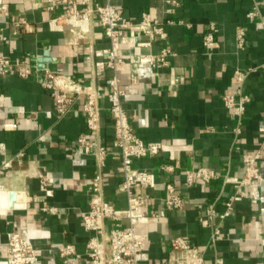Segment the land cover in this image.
<instances>
[{
	"label": "crops",
	"instance_id": "crops-1",
	"mask_svg": "<svg viewBox=\"0 0 264 264\" xmlns=\"http://www.w3.org/2000/svg\"><path fill=\"white\" fill-rule=\"evenodd\" d=\"M104 2L103 0H97ZM262 0H110L124 17L138 21L142 13L162 25L167 38L153 39L150 48L123 46L124 53L156 52L167 45L176 56L168 67L140 81L138 93L122 99V107L136 136L143 142H161L158 156L133 161L138 169L156 176L152 195L156 198L148 211L160 215L154 225L142 227L147 235V264H163L168 243L173 237H185L205 253V264H261L264 244V179L251 199L234 202L231 215L224 219L210 217L211 207L217 214L232 195V183L244 174L241 157L253 153L264 141L259 128L264 124V5ZM15 18L28 22L27 30L13 34L4 31L7 40L0 43V54L27 56L39 68L38 60L55 73L64 74L88 88L89 77L84 57L87 41L73 44L69 27L61 32L48 29L46 20L58 15L40 7L32 10L27 0H0ZM256 9L257 15L247 18ZM167 10H171L170 13ZM173 22L172 25L167 21ZM210 24L217 28L211 52L201 44L202 34ZM245 31L243 50L235 45V29ZM138 39L147 41L144 36ZM95 49L108 48V40L97 27L92 28ZM96 60L104 56H95ZM235 71L245 74L238 81ZM126 83V82H125ZM124 83V84H125ZM246 94V106L239 125L223 106L225 94ZM100 138L107 147L101 170L104 199L116 207H125V197L118 193L121 167L117 151L111 147L112 126L108 104L101 100ZM84 131L81 98L64 116H57L51 96L34 77L0 75V167L8 159L21 154L10 169L0 175V189L7 193H23L25 200L12 205L0 197V260L5 255L6 234L22 227L29 230L33 244L40 249L39 264H88L86 244L92 233L86 232L79 214L87 209V186L96 174L92 155L79 154L75 145ZM72 157L68 158L67 155ZM163 165L172 173L160 170ZM204 167L216 172L219 179L208 184L195 182L182 187L183 172ZM44 172L52 175L51 196L39 191ZM167 183L177 187L184 200L180 211H166L160 199ZM55 209L50 213L44 209ZM109 224H103V229ZM222 239L212 242L214 228ZM72 245L75 254L63 260L55 257L57 249ZM51 257L53 258L50 261Z\"/></svg>",
	"mask_w": 264,
	"mask_h": 264
},
{
	"label": "built area",
	"instance_id": "built-area-1",
	"mask_svg": "<svg viewBox=\"0 0 264 264\" xmlns=\"http://www.w3.org/2000/svg\"><path fill=\"white\" fill-rule=\"evenodd\" d=\"M32 10L40 7L47 13L61 8L62 12L52 15L45 21L52 32H61L69 27L74 35L73 44L87 41L84 57L85 69L89 77L88 88L84 89L79 83L64 74L53 72L48 67L38 68L31 63L27 56L12 57L0 54V75L13 74L20 78L34 77L40 86L48 91L53 101L54 111L61 117L70 112L81 98V112L84 119V131L80 133L75 145L79 154L92 155L95 158L97 172L90 179L87 186V209L80 212L79 217L83 229L92 233L86 244L88 264H147L149 256L146 250L147 235L142 227L154 225L160 215L148 211L155 201L152 192L156 186V176L153 172L138 169L133 161L154 158L159 155L162 143L143 142L134 133L128 117L122 107V99L138 93L141 80L153 76L158 70L168 67L176 53L167 45H162L156 52L131 54L124 53L122 47L150 48V41L157 39L164 42L167 34L162 25L154 23L151 16L142 13L138 21L124 17L111 4L110 0H27ZM264 5V0L261 1ZM168 13L171 10H167ZM257 15L254 8L247 13V18ZM172 25L173 22L167 21ZM13 28V34L23 29L27 30L28 22L23 17L15 18L7 5H0V43L7 40L4 31ZM101 30L108 40V48L97 50L94 48L91 35L92 28ZM135 32L148 40L143 41L129 35ZM217 28L210 24L202 34L201 44L207 53L211 52ZM245 31L242 27L235 29V45L243 50ZM95 56H104L96 60ZM238 81H242L245 74L240 71L234 73ZM126 82V83H125ZM125 83V84H124ZM101 100L108 104L107 112L111 119L112 139L111 147L119 156L122 171L121 180L117 186L118 193L125 197V207L120 208L107 202L103 197L104 179L101 170L105 163L107 147L100 138ZM223 106L233 118L237 126L233 132L240 133L239 125L245 113L250 98L246 94H225L221 97ZM264 137V124L259 128ZM68 158L72 155L68 154ZM21 159V154L6 160L0 167V175L5 174L11 163ZM244 174L240 180L232 183L233 193L225 201V210L217 214L211 207L205 210L206 215L224 219L231 215L234 202L254 197L264 179V141L253 153H244L241 157ZM165 173H172L170 165L160 167ZM219 175L207 168L199 167L183 172L182 187L190 188L195 182L208 184L218 180ZM52 175L44 172L39 179V191L44 197L51 196ZM0 192H3L0 189ZM166 211H180L184 207V200L177 187L171 183L164 186L160 199ZM50 213L55 209H44ZM108 228L103 229V224ZM222 239L220 230H212L211 241ZM168 255L163 264H205V253L200 251L185 237H173L168 243ZM261 264H264V244ZM41 251L32 242L29 230L22 227L18 231L6 234L5 255L0 264H39ZM75 254L72 245H65L55 252V257L63 260ZM53 258L51 257L50 261Z\"/></svg>",
	"mask_w": 264,
	"mask_h": 264
},
{
	"label": "water",
	"instance_id": "water-1",
	"mask_svg": "<svg viewBox=\"0 0 264 264\" xmlns=\"http://www.w3.org/2000/svg\"><path fill=\"white\" fill-rule=\"evenodd\" d=\"M47 58H48L47 53H44V58L42 60H38L39 68L43 67L41 65L42 62H48ZM0 197H2L3 199H6L10 205H12L13 203H19L20 204L25 200L23 193L14 192V191H8L7 193L0 192Z\"/></svg>",
	"mask_w": 264,
	"mask_h": 264
}]
</instances>
